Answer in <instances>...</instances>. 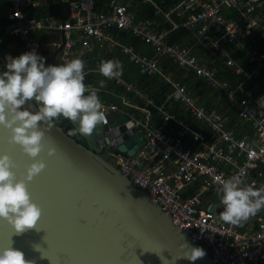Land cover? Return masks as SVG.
<instances>
[{"label":"built area","instance_id":"obj_1","mask_svg":"<svg viewBox=\"0 0 264 264\" xmlns=\"http://www.w3.org/2000/svg\"><path fill=\"white\" fill-rule=\"evenodd\" d=\"M7 2L0 9L2 31L20 50L2 54L4 70L7 57L33 49L40 56L49 53L40 42H48L50 51L59 46L53 65L81 58L85 84L99 89L106 113L99 127L107 141L97 139L99 155L144 190L214 264H264V210L241 225L227 224L217 192L226 179L264 186V0H63L60 17L29 14L37 0ZM45 32L53 34L51 41ZM125 35L145 50L124 43ZM108 59L119 60L123 73L132 66L168 83L171 92L164 101L176 97L188 117L158 106L162 125H151L146 105L153 99L123 76L103 77L100 62ZM162 64L172 65L174 73L163 71ZM186 77L191 89L182 82ZM201 86L209 90V102L202 100L207 95ZM120 117L143 139L125 157L107 148L119 135L111 131L121 127L114 124ZM67 122L60 118L56 125Z\"/></svg>","mask_w":264,"mask_h":264},{"label":"water","instance_id":"obj_2","mask_svg":"<svg viewBox=\"0 0 264 264\" xmlns=\"http://www.w3.org/2000/svg\"><path fill=\"white\" fill-rule=\"evenodd\" d=\"M58 49L59 46L42 56L45 66L53 65ZM2 50L0 47V72L5 71ZM23 109L35 112L31 102ZM120 123V128L114 126L111 131L119 135L107 148H112L113 154L130 156L142 146L143 139L138 129L129 127L131 122L125 117L114 122ZM69 128L75 129L76 125L68 121L44 132V148L35 160L43 162L45 168L26 183L32 203L42 212L36 229L11 237L12 246L23 252L26 260L33 264H172L175 257L182 255V243L199 247L170 222L144 190L132 186L99 155L97 139L107 141L99 125L91 134L78 132L85 145L67 134ZM49 147L55 149L52 156L47 154ZM3 154L17 165L13 169L17 180L35 162L18 146L9 144L7 132L0 128V155ZM10 236L9 226L0 221V247L7 246ZM176 264L214 263L205 255L195 262L180 259Z\"/></svg>","mask_w":264,"mask_h":264},{"label":"clouds","instance_id":"obj_3","mask_svg":"<svg viewBox=\"0 0 264 264\" xmlns=\"http://www.w3.org/2000/svg\"><path fill=\"white\" fill-rule=\"evenodd\" d=\"M7 58V70L0 72V128L7 132L8 143L18 146L30 160L43 150L44 132L60 118L73 122L74 132L82 134H91L98 125L106 123L99 89L85 84L88 73L81 58L45 66V58L35 49ZM99 72L108 80H116L123 75V65L119 60H103ZM29 102L34 114L22 110ZM47 154L54 155L55 149L49 147ZM16 167L9 155H0V221L11 230L7 246L0 247V264H33L12 246L11 237L36 229L42 212L32 203L26 183L39 175L45 164L35 160L19 180L13 171ZM217 192L223 205L221 219L227 224L241 225L264 210V186L256 188L254 184L241 185L226 179ZM180 251L182 255L175 257L172 264L180 259L195 262L206 255L202 248L187 243L180 245Z\"/></svg>","mask_w":264,"mask_h":264},{"label":"trees","instance_id":"obj_4","mask_svg":"<svg viewBox=\"0 0 264 264\" xmlns=\"http://www.w3.org/2000/svg\"><path fill=\"white\" fill-rule=\"evenodd\" d=\"M7 4H8L7 0H0V7L1 8H4ZM28 13L33 15V16H38L37 13H32L31 11H28ZM137 16H140V13H137ZM0 22L3 23V20H0ZM7 37H10V36L7 35ZM30 37L38 39L37 35L32 34V35H30ZM173 39H174V37H170L169 41H171ZM124 42L134 43V44H136V47L138 50H140V51L144 50V46L138 45V43H136L134 41V38L130 37L129 35H125ZM161 68L163 71L169 70L172 73H174V71H175L174 67L172 65L162 64ZM122 76H123V78L129 79L132 82H134L137 90H139L140 92H142L146 96L151 97L153 99L152 105H146V109L148 110V112L150 114V124L151 125H153V126H161L162 125L163 115L159 110H157L158 106H160L161 110H163L165 112H171V113L175 114L176 116L181 115L182 117H185V118L188 117L185 113H180V107H179V104H178L176 97H174V96L169 97L168 99L170 100V102L168 104L164 101V98L166 97V95L171 92V87L168 83L163 82L161 79H157L153 76H149V75L140 73L136 69H134V67H132V66L126 67L125 72L123 73ZM182 82L186 85V87H188L190 89L193 86L192 81L189 79V77H186L184 80H182ZM201 91H206L205 93L209 92V90H207V88H203ZM135 102L139 106L143 105L142 100L136 99ZM169 104H171V105H169ZM126 109L132 110L131 108H128V107ZM57 125L60 127L63 126V124H57ZM167 126L170 127L171 132H174L175 128L172 125V123L167 122Z\"/></svg>","mask_w":264,"mask_h":264},{"label":"crops","instance_id":"obj_5","mask_svg":"<svg viewBox=\"0 0 264 264\" xmlns=\"http://www.w3.org/2000/svg\"><path fill=\"white\" fill-rule=\"evenodd\" d=\"M63 0H37L36 7L31 10L32 13H37V15L41 14H49L60 17L63 13ZM0 9H2L0 7ZM10 36V35H9ZM46 38V37H45ZM53 39V34H49L47 37L48 41ZM40 46L42 51L45 53L50 52V48L48 47V42H40ZM0 47H3L2 54H15L20 50L19 42L13 38L12 36L7 37L2 31V23L0 22ZM145 50V48H144ZM207 95L202 100L205 102H209L208 92L204 93Z\"/></svg>","mask_w":264,"mask_h":264},{"label":"flooded vegetation","instance_id":"obj_6","mask_svg":"<svg viewBox=\"0 0 264 264\" xmlns=\"http://www.w3.org/2000/svg\"><path fill=\"white\" fill-rule=\"evenodd\" d=\"M67 134L73 137L76 142H79L80 144L85 145L83 136L80 135L78 132H74V128H69Z\"/></svg>","mask_w":264,"mask_h":264},{"label":"rangeland","instance_id":"obj_7","mask_svg":"<svg viewBox=\"0 0 264 264\" xmlns=\"http://www.w3.org/2000/svg\"><path fill=\"white\" fill-rule=\"evenodd\" d=\"M43 34H44V37H46V38L49 37V33H46V32H45V33H43ZM124 43H126V42H124ZM200 89H203V87L201 86V87L199 88V90H200ZM205 92H206V91H201V93H205ZM199 93H200V91H199ZM208 94H209V92H208ZM196 98H197V100H199V101L201 100V96L196 97Z\"/></svg>","mask_w":264,"mask_h":264}]
</instances>
